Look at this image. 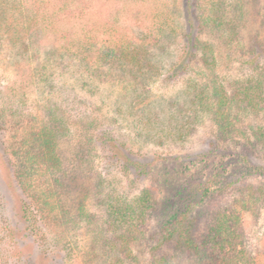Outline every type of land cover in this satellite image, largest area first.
Wrapping results in <instances>:
<instances>
[{"label":"rangeland","instance_id":"374dc122","mask_svg":"<svg viewBox=\"0 0 264 264\" xmlns=\"http://www.w3.org/2000/svg\"><path fill=\"white\" fill-rule=\"evenodd\" d=\"M218 1L221 26L203 20L200 0H0V264H31L39 256L45 257L47 264H113L112 255L97 246L100 243L95 244L97 251L93 249V232L113 220L115 214L106 207L109 203L125 206L147 188L153 189L156 205L145 237L131 243L140 264L152 262L151 253L162 241L165 226L182 210L183 199L189 203L184 209L191 207L192 233L199 245L213 247L211 227L219 224L224 214L235 213L242 235L237 238L234 233L237 251L244 246L252 252L248 258H261L264 104L237 105V100L229 104L225 99L226 111L232 108L236 116L228 128L226 111H222L225 116H218L221 99L215 89L230 98L236 86H247L262 77L264 26L258 11L264 0L243 6L245 10L250 7L257 18L240 28L242 41L230 44L226 41L227 24L234 15L239 17L242 6L236 5L241 0ZM161 15L169 16L173 26L159 32ZM109 31L131 38L162 37L167 51L154 45L150 48L153 57L162 60L160 76L149 77L146 84L140 83L129 93L123 91L118 75L106 83L92 75L80 61V44L91 35L96 43L93 51H98L105 47ZM254 38L261 39V45H254ZM206 55H210V63L203 59ZM182 58L187 61L186 70L175 68ZM254 60L257 63L253 64ZM137 89L152 98L167 124L183 113L191 120V134L177 142L156 138L164 125H145L134 108ZM197 93H203L205 99H199ZM56 118H62L71 133L60 139L56 148L61 167L55 175L73 166L79 178L67 180L73 192L64 221H39L37 228L45 235L43 244L41 236L25 229L21 217L20 204L27 194L19 185L21 170L13 151L17 137L31 129L41 133V128ZM105 129L132 160L163 159L155 163L149 176L139 178L111 157L100 141ZM49 155L45 153L46 158ZM35 178L29 182L33 186L38 183ZM209 179L214 181V189L204 197L200 188L207 186ZM230 181L233 186H227ZM192 184H200L193 197L189 191ZM85 192L89 194L81 211L78 205ZM172 247L164 246L166 254L176 255L169 264H208L220 253L216 247L197 259Z\"/></svg>","mask_w":264,"mask_h":264},{"label":"trees","instance_id":"16d2710c","mask_svg":"<svg viewBox=\"0 0 264 264\" xmlns=\"http://www.w3.org/2000/svg\"><path fill=\"white\" fill-rule=\"evenodd\" d=\"M211 1V0H209ZM207 0H200L203 9L202 18L205 22H212L215 26H221V17L218 15L222 12L221 4L218 0H212L209 6ZM203 2V4H202ZM245 2V3H244ZM254 2L259 5L260 0H241L236 6H242L239 17L234 15L228 25L227 39L226 41L230 44L237 40L242 41L244 38L243 31L240 30L242 25H249L250 20L257 18L256 14L243 8L244 5H248ZM240 9V8H239ZM258 11V10H257ZM259 12H261L259 14ZM258 17L261 19V23L264 26V4H261V9L258 11ZM236 17L238 18L236 20ZM159 32L165 27L173 26L171 18L169 16L161 15L159 20ZM264 28V27H263ZM108 33V32H107ZM260 38V35H257ZM90 38V39H89ZM95 37L87 35L85 41H82L80 48L83 49L81 55V63L86 65L92 72V75L101 77V82L106 83L109 78H115V75L120 76L122 80L123 91L130 93L131 90L136 89L140 83L146 84L149 77L160 76L162 60H156L153 57L150 48L159 46L163 51H167L168 45L162 41V37H146V38H131L125 33H120L119 36L114 35L109 31L108 37L105 40V47H102L98 51H93V46L96 45L94 42ZM261 39L254 38V45H261ZM264 47V45H262ZM76 48V47H75ZM259 49L255 46L254 49ZM213 52V49L210 48ZM76 54V53H73ZM166 54V53H165ZM210 55H206L203 59L210 63ZM187 61L182 58L175 64V68L178 70H186ZM252 63H257L255 60ZM260 70L259 63L257 66ZM258 83V84H257ZM220 88H216V95L220 100L218 106V116L222 114L225 116L227 105L224 106L225 99L229 102L237 100V105L248 102V105L264 104V69L262 77L253 82L250 81L247 86L235 87L233 94L230 98H224V91H220ZM134 100L136 101L135 109L141 114V117L145 119V125L148 126L153 124L155 128L159 127L162 123L164 126L160 128V134L158 137L160 141L163 138L172 140L174 142L184 141L187 136L193 131L191 127V120H187L186 117L181 113L180 117L171 118L168 121L161 119L162 113L156 110V106L152 101L151 97H148L145 92H141L139 89L134 91ZM199 99L204 100L203 93H197ZM203 94V95H201ZM227 96V95H226ZM211 97H209L210 99ZM264 109V108H263ZM132 112V111H131ZM225 120L228 122V128L232 125L231 118H236L232 108L230 111H226ZM233 113V114H232ZM162 116V117H161ZM161 117V118H160ZM56 122L51 121L49 125H45L41 128V133H37L32 129L27 131L26 135H22L19 139L17 137V148L13 151V154L19 163L21 175L18 179L19 185L22 190L27 194V200H22L20 204L21 217L26 223V230L32 232V234L41 236L39 241H45V235L41 228L38 230L37 225L41 219L49 220L54 223H61L66 218L67 213L70 211V205L68 199L70 193L73 192L72 184L68 183L67 180L78 179V170L74 172L73 166L71 168L66 167L61 175H55L60 170V155L56 148L60 139L70 135L69 125L63 121V119H55ZM167 125V126H166ZM24 130V131H25ZM264 136V131H261ZM231 135V133H229ZM150 135V134H149ZM100 141L105 145L106 149L111 154V157L124 165L126 170H133L136 176L139 178L149 176L155 163L162 160L163 157H154L152 160L147 162L134 161L132 160L123 148L117 143V140L112 136L110 130H103L100 134ZM38 148V149H37ZM49 152L51 155L45 157V153ZM21 163V164H20ZM59 174V173H58ZM16 175V173H15ZM37 176L36 186L30 184V179ZM53 185H55L53 187ZM234 182L230 181L227 186H233ZM200 186V184L198 185ZM197 185L192 184L189 187L191 191V197L198 191ZM202 186V185H201ZM79 185L76 186V189ZM249 188H253L249 186ZM214 189V181L209 179L207 186L200 188L201 193L204 197H208L212 194ZM32 191V193L30 192ZM63 190V191H62ZM89 192H85L81 197V203L77 206L81 211H84L85 201H87ZM29 199V200H28ZM182 200V199H181ZM187 199L182 200L183 208L178 214L173 215V220L170 224L165 226L163 233L161 234L163 239L159 244L154 247L152 254V262L150 264H169L176 255H168L164 252V246L169 245L172 247L174 243V250L176 252L188 253L192 256H197V259L202 256L203 252H210V249H216L219 247L220 253L217 259H213L208 264H264V252L262 256L250 257L252 252L249 253L246 247L242 246L237 251L235 244L236 233L237 238L242 237L240 234L241 222L239 217L235 213L231 215L224 214L219 224L213 225L210 232L214 233L213 247L206 249L203 245H199L196 238L193 236L192 229L194 227V220L190 217L189 203ZM156 205V199L154 198L153 189H145L141 194L133 201H128L125 206L120 207L117 204L109 203L107 210L113 215V220L108 221V225L97 227V230L93 232L94 237L93 244L101 246L103 252L110 256V261L113 264H128L133 262L134 264H140V259L136 256L132 250L131 243L139 242L145 237V228L147 221L154 210ZM99 224V221L96 222ZM219 225V227H218ZM98 226V225H97ZM217 226V227H215ZM107 227V228H105ZM114 231V234L113 232ZM121 232V233H120ZM114 239L112 241L109 236ZM113 236V237H112ZM111 239V240H110ZM96 250V245L93 248ZM97 251V250H96ZM213 251V252H214ZM91 254L95 257L96 252ZM212 252V253H213ZM239 254L244 258L239 257ZM248 256V257H247ZM45 257H37L31 264H47L44 262ZM109 262V261H108ZM107 263V262H106Z\"/></svg>","mask_w":264,"mask_h":264}]
</instances>
